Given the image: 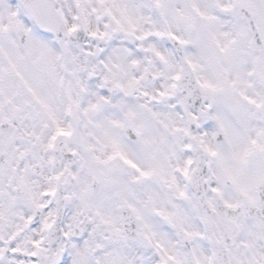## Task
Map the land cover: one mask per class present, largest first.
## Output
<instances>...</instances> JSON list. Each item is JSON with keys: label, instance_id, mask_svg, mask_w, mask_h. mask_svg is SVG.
Segmentation results:
<instances>
[{"label": "snow or ice", "instance_id": "1", "mask_svg": "<svg viewBox=\"0 0 264 264\" xmlns=\"http://www.w3.org/2000/svg\"><path fill=\"white\" fill-rule=\"evenodd\" d=\"M0 264H264V0H0Z\"/></svg>", "mask_w": 264, "mask_h": 264}]
</instances>
